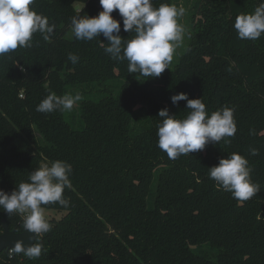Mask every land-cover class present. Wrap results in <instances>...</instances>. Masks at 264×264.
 <instances>
[{
	"label": "trees",
	"instance_id": "obj_1",
	"mask_svg": "<svg viewBox=\"0 0 264 264\" xmlns=\"http://www.w3.org/2000/svg\"><path fill=\"white\" fill-rule=\"evenodd\" d=\"M182 1L0 0V264H264V0Z\"/></svg>",
	"mask_w": 264,
	"mask_h": 264
},
{
	"label": "water",
	"instance_id": "obj_2",
	"mask_svg": "<svg viewBox=\"0 0 264 264\" xmlns=\"http://www.w3.org/2000/svg\"><path fill=\"white\" fill-rule=\"evenodd\" d=\"M2 224L3 231L0 235V253L5 250H14L24 255L31 253L37 239V233L33 231L20 233L11 230L5 221H3Z\"/></svg>",
	"mask_w": 264,
	"mask_h": 264
},
{
	"label": "rangeland",
	"instance_id": "obj_3",
	"mask_svg": "<svg viewBox=\"0 0 264 264\" xmlns=\"http://www.w3.org/2000/svg\"><path fill=\"white\" fill-rule=\"evenodd\" d=\"M179 2H180V6L176 10L177 12L175 13V18H174V24H175L174 30H175V32L173 34V42H174L177 49L181 48L180 43L182 40V33H184L181 31H182V28L184 27L185 21H186V10H185V7L183 6L184 3L182 0H179ZM24 214L25 215H32L34 217L41 216V217H44L46 219H52V218L59 219L64 215V213H56V212H52V211L42 210L39 208H34V209L25 208Z\"/></svg>",
	"mask_w": 264,
	"mask_h": 264
},
{
	"label": "built area",
	"instance_id": "obj_4",
	"mask_svg": "<svg viewBox=\"0 0 264 264\" xmlns=\"http://www.w3.org/2000/svg\"><path fill=\"white\" fill-rule=\"evenodd\" d=\"M33 223H34V226H35V227H38V226H39V222H38L37 219H35V221H34ZM33 232L38 233V230H35V231H33ZM9 251H10V252H15L14 250H9Z\"/></svg>",
	"mask_w": 264,
	"mask_h": 264
}]
</instances>
